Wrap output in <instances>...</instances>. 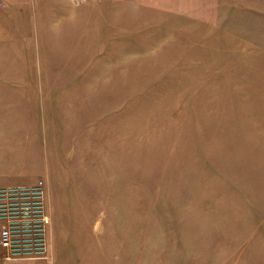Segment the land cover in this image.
Wrapping results in <instances>:
<instances>
[{
    "label": "rangeland",
    "instance_id": "374dc122",
    "mask_svg": "<svg viewBox=\"0 0 264 264\" xmlns=\"http://www.w3.org/2000/svg\"><path fill=\"white\" fill-rule=\"evenodd\" d=\"M69 1L95 16L76 56L40 57L33 24L0 60L77 79L0 82L50 216L24 262L264 264V0Z\"/></svg>",
    "mask_w": 264,
    "mask_h": 264
},
{
    "label": "crops",
    "instance_id": "0c3cea01",
    "mask_svg": "<svg viewBox=\"0 0 264 264\" xmlns=\"http://www.w3.org/2000/svg\"><path fill=\"white\" fill-rule=\"evenodd\" d=\"M86 8V6L75 5L69 0H33L32 5L29 4V0H12L6 9H0L1 64L5 62V58L21 57L22 49L19 43L22 44L25 41L24 34L33 35V24L37 34L40 57L43 54V49L46 57L51 55L50 57L54 58V53L57 56H62L65 51H68L69 54L71 50H73V56H76L77 45L83 38L81 36L90 29L91 21L95 18L93 13L87 14ZM22 18L26 19V24L29 23V26L24 28L25 31L20 27ZM27 28L30 30L28 31ZM50 50L52 53H49ZM65 67L62 61V65L58 66L57 73L30 75L28 79L21 74L10 78L0 72V82L29 80L31 82L64 83L77 80L65 72ZM1 115L0 111V189L33 185L41 171L39 170L37 150H31L28 135L22 131V123L3 122ZM18 139L22 141L16 147L14 140ZM21 143L25 145H21ZM4 254L5 251L0 249V264H35L24 261L6 262Z\"/></svg>",
    "mask_w": 264,
    "mask_h": 264
},
{
    "label": "built area",
    "instance_id": "2783aa9c",
    "mask_svg": "<svg viewBox=\"0 0 264 264\" xmlns=\"http://www.w3.org/2000/svg\"><path fill=\"white\" fill-rule=\"evenodd\" d=\"M49 225L43 181L0 189V249L6 262L46 259Z\"/></svg>",
    "mask_w": 264,
    "mask_h": 264
}]
</instances>
